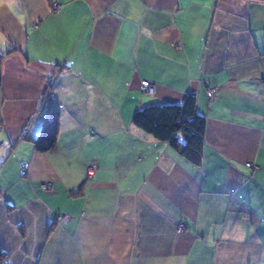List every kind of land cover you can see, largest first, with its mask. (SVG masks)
<instances>
[{
  "label": "crops",
  "instance_id": "obj_1",
  "mask_svg": "<svg viewBox=\"0 0 264 264\" xmlns=\"http://www.w3.org/2000/svg\"><path fill=\"white\" fill-rule=\"evenodd\" d=\"M263 50L264 0H0L7 264H264ZM190 93L199 165L133 122Z\"/></svg>",
  "mask_w": 264,
  "mask_h": 264
},
{
  "label": "trees",
  "instance_id": "obj_2",
  "mask_svg": "<svg viewBox=\"0 0 264 264\" xmlns=\"http://www.w3.org/2000/svg\"><path fill=\"white\" fill-rule=\"evenodd\" d=\"M196 96L188 94L180 104L160 103L137 109L134 124L160 141L167 142L181 156L199 165L202 161L206 119L196 110ZM59 132V111H54L46 122L40 138L35 142L38 151L53 148ZM80 186L71 191L72 196L81 194ZM1 195V188H0ZM7 253L0 251V264H7Z\"/></svg>",
  "mask_w": 264,
  "mask_h": 264
},
{
  "label": "built area",
  "instance_id": "obj_3",
  "mask_svg": "<svg viewBox=\"0 0 264 264\" xmlns=\"http://www.w3.org/2000/svg\"><path fill=\"white\" fill-rule=\"evenodd\" d=\"M53 7L55 9H57V8H60L61 5L59 3H54ZM263 55H264V50H263ZM141 89L144 92H147L149 94H153V93H155L156 86H155V83H153L152 81L143 80L142 83H141ZM207 94H208V96L210 98H213V96L216 94V87H209ZM247 166L248 167H252L253 164L251 162H248ZM42 188L43 189H48L49 185L44 184V185H42ZM182 229H183V226H179L178 231H181Z\"/></svg>",
  "mask_w": 264,
  "mask_h": 264
}]
</instances>
